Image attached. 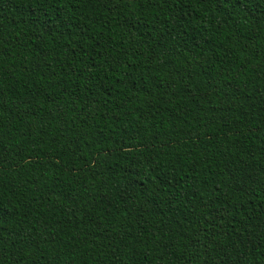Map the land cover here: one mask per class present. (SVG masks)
Wrapping results in <instances>:
<instances>
[{"label": "trees", "instance_id": "obj_1", "mask_svg": "<svg viewBox=\"0 0 264 264\" xmlns=\"http://www.w3.org/2000/svg\"><path fill=\"white\" fill-rule=\"evenodd\" d=\"M0 264H264V0H0Z\"/></svg>", "mask_w": 264, "mask_h": 264}]
</instances>
